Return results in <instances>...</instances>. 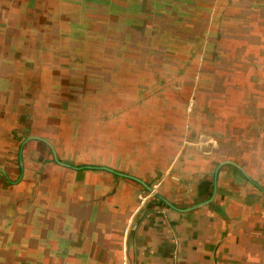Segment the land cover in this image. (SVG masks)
Wrapping results in <instances>:
<instances>
[{
  "label": "crops",
  "instance_id": "obj_1",
  "mask_svg": "<svg viewBox=\"0 0 264 264\" xmlns=\"http://www.w3.org/2000/svg\"><path fill=\"white\" fill-rule=\"evenodd\" d=\"M45 2L0 0V264H264V0L227 1L212 26L263 51H223L229 56L210 58L202 78L186 79L182 96L145 93L142 106L131 84L165 70L143 54L162 58L182 31L204 35L207 20L184 24L185 6L174 0H88L91 30L67 36L64 14L54 35ZM98 49L121 69L111 81L128 84L118 97L134 102L113 148L121 172L49 159L50 143H61L47 126L56 99L36 72L49 78L60 70L53 57L92 51L72 71L94 76ZM243 53L259 61L258 79L245 76L253 69L243 70Z\"/></svg>",
  "mask_w": 264,
  "mask_h": 264
},
{
  "label": "rangeland",
  "instance_id": "obj_2",
  "mask_svg": "<svg viewBox=\"0 0 264 264\" xmlns=\"http://www.w3.org/2000/svg\"><path fill=\"white\" fill-rule=\"evenodd\" d=\"M35 1L41 7L46 5V2L43 3L45 0ZM63 1L51 0L52 7L45 10L46 18L50 19L47 27L51 28L53 34L57 35L59 33V22L62 21L64 14L67 17L63 20L70 22V25L67 24L70 26L67 28V36L74 32L75 28L86 32L91 30L92 24L88 23L90 21V4L88 0H66V3H63L64 6L60 7ZM227 1L230 0H174V5L180 3L181 6H185L183 15L187 17V20L184 16L181 18L183 22L187 21L184 24L206 23L205 21L207 20L209 28L206 26L207 29L204 35L200 33L197 35L191 32L188 33V36L186 32L182 31L184 29L181 28L182 33L186 37L180 40L179 44L172 49L173 51L163 54L162 58L156 56L154 51H147L143 54L142 60L144 62L158 63L157 60L160 59L159 66L162 67L159 69L164 67L165 70L164 72L157 69L154 72H142V74H146L142 75L143 77L139 80L140 83L137 84L136 88L134 87L135 84L129 83L134 88V93L140 95L139 106H142L144 99L142 94L145 93H156L154 96L160 97V92H162V96L170 95L172 99L179 98L178 96H182L181 90L186 79L193 80L195 78L198 81V79L202 78L205 64L209 62L210 58L229 56L228 54L226 56L223 51H263L259 48L258 43L250 38L243 41L227 39L224 36L221 37L220 34L222 33L212 27L218 21L220 10L222 9V13H225ZM203 11L205 15L207 14V19H205L206 16H203ZM58 14L61 16L59 21H57ZM78 15H81V17ZM202 16L205 20L201 18ZM111 19L113 20L112 24L118 23L116 18L111 17ZM260 33H263L264 36V29ZM213 37L214 41L211 39ZM218 40L220 41V46L217 43ZM234 42H237L238 46H235ZM262 43L264 44V41ZM72 48L74 49V46ZM84 49H86L85 46L83 47ZM49 57L46 56L45 59ZM91 57L92 51H68L66 55L53 57L54 62L60 65V70L49 73V78L52 81L49 80L47 72H36L38 76H45L49 95L53 97L52 99H56L51 103L49 109L51 111V119L47 120V126L50 123V129L57 134L59 137L57 138L61 143L59 148L54 142L50 143L51 155L49 159L54 164H69L77 167L82 165H111L109 166L110 169L121 172L124 168L122 167L124 165L123 154L121 151H114L113 148L118 150L121 147L119 144L123 143L121 141L123 136L121 133L125 130L126 125L121 117L122 115H130L133 112L130 111V108L134 106V102L127 101L130 104H124L126 102H123L118 97L119 91L123 95V89H128V84L126 83L124 86L119 87L121 83L111 81V76L115 77V79L119 78L121 69H118L113 62L108 61L105 51L98 49V55L94 62L98 71H94V76H91L88 71H72V64L90 63ZM133 57L135 58V55ZM152 58L157 60H152ZM139 62H141V59L138 57L134 63ZM241 63L244 71L253 69L252 72L246 73V77L252 75L251 79H258V73H260L258 69L259 61H255L249 55L244 54ZM28 64L32 66L30 62ZM161 64L166 65L163 66ZM109 65L111 67H108ZM189 68L191 69L188 72ZM192 69H194V72L191 71ZM135 73H130V79H136L134 77ZM89 76L97 81L95 85L87 80ZM107 78L110 79L108 80ZM164 90L166 91L164 92ZM165 104L166 100L161 98L155 106L159 109L160 106ZM202 108L203 106L200 107V110ZM58 112L62 115L54 114ZM33 138L43 140V137L38 135ZM25 139L26 136H22L20 139V151L23 149ZM98 171L103 170L97 169L96 172ZM152 190L153 194L157 193V191L155 192L156 188Z\"/></svg>",
  "mask_w": 264,
  "mask_h": 264
},
{
  "label": "bare ground",
  "instance_id": "obj_3",
  "mask_svg": "<svg viewBox=\"0 0 264 264\" xmlns=\"http://www.w3.org/2000/svg\"><path fill=\"white\" fill-rule=\"evenodd\" d=\"M105 54H106V58H107L108 51H105ZM103 57H105V56H103ZM108 67H111V66L109 65Z\"/></svg>",
  "mask_w": 264,
  "mask_h": 264
},
{
  "label": "built area",
  "instance_id": "obj_4",
  "mask_svg": "<svg viewBox=\"0 0 264 264\" xmlns=\"http://www.w3.org/2000/svg\"><path fill=\"white\" fill-rule=\"evenodd\" d=\"M153 191V190H152Z\"/></svg>",
  "mask_w": 264,
  "mask_h": 264
},
{
  "label": "water",
  "instance_id": "obj_5",
  "mask_svg": "<svg viewBox=\"0 0 264 264\" xmlns=\"http://www.w3.org/2000/svg\"><path fill=\"white\" fill-rule=\"evenodd\" d=\"M151 189V188H150Z\"/></svg>",
  "mask_w": 264,
  "mask_h": 264
}]
</instances>
